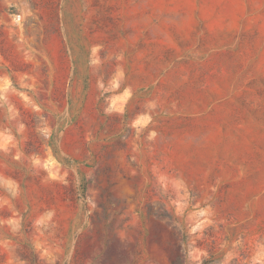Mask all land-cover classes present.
<instances>
[{
  "label": "rangeland",
  "instance_id": "rangeland-1",
  "mask_svg": "<svg viewBox=\"0 0 264 264\" xmlns=\"http://www.w3.org/2000/svg\"><path fill=\"white\" fill-rule=\"evenodd\" d=\"M0 264H264V0H0Z\"/></svg>",
  "mask_w": 264,
  "mask_h": 264
}]
</instances>
